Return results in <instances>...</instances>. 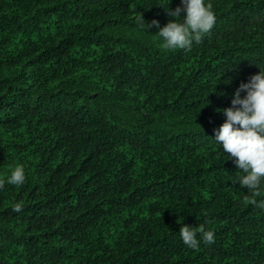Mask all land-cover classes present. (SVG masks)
<instances>
[{"label":"trees","instance_id":"16d2710c","mask_svg":"<svg viewBox=\"0 0 264 264\" xmlns=\"http://www.w3.org/2000/svg\"><path fill=\"white\" fill-rule=\"evenodd\" d=\"M166 2L0 0V264H264V210L213 132L264 71V0H206L190 50L137 25Z\"/></svg>","mask_w":264,"mask_h":264},{"label":"clouds","instance_id":"9594fccd","mask_svg":"<svg viewBox=\"0 0 264 264\" xmlns=\"http://www.w3.org/2000/svg\"><path fill=\"white\" fill-rule=\"evenodd\" d=\"M169 3L167 0L166 5L160 7L172 17L164 26L160 27L156 20L146 25L141 15L136 17V23L143 31L145 27H157L154 36L162 50H190L193 43H199L215 25L212 6L206 0H180L173 10L168 8ZM222 114L223 122L213 129L214 143L240 170L235 183L250 192L247 203L264 210V198L255 199L264 191V71L260 69L238 86L231 96L230 106L223 109ZM5 179L8 184L23 185L26 179L23 166L17 164ZM3 185L4 180H0V188ZM12 210L18 213L22 205L14 203ZM179 237L190 249H197L201 241L205 245L214 242L213 231L205 230L203 225L198 229L182 225Z\"/></svg>","mask_w":264,"mask_h":264}]
</instances>
